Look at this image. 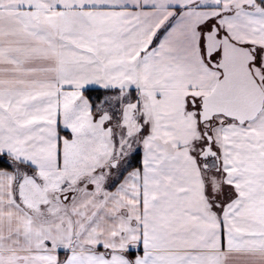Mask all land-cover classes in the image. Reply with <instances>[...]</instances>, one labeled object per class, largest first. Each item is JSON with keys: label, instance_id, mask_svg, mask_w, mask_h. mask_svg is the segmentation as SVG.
Listing matches in <instances>:
<instances>
[{"label": "snow or ice", "instance_id": "snow-or-ice-1", "mask_svg": "<svg viewBox=\"0 0 264 264\" xmlns=\"http://www.w3.org/2000/svg\"><path fill=\"white\" fill-rule=\"evenodd\" d=\"M0 264H264V0H0Z\"/></svg>", "mask_w": 264, "mask_h": 264}]
</instances>
